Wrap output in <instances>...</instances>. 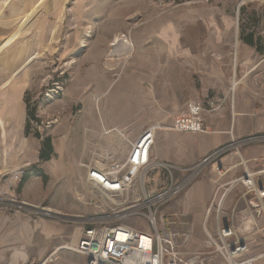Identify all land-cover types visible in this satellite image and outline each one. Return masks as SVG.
Segmentation results:
<instances>
[{"label":"crops","instance_id":"0c3cea01","mask_svg":"<svg viewBox=\"0 0 264 264\" xmlns=\"http://www.w3.org/2000/svg\"><path fill=\"white\" fill-rule=\"evenodd\" d=\"M178 1L158 11L155 3L148 4L144 12L156 14L134 24V28H159L158 36L135 34L132 50L137 58L131 64L132 73L127 72L126 78L127 84L132 83L126 84V90L133 93L140 85L151 87L148 88L153 93L148 101L151 115L140 118L142 105L132 93L117 106L123 110L114 119L106 116L101 122L107 129L106 134H111L109 131L116 125H128L121 131L134 139L139 133L128 132L131 125L163 123L172 126L173 119L189 101H200L208 95L226 98L221 111L204 114L207 133H180L172 129L158 132L153 150L155 157L179 169L197 164L233 139L259 137L260 140L242 148L243 164L237 157H227L223 160L228 166L225 175L218 174L215 166L208 168L170 205L171 209L181 210L185 220L193 224V239L187 249L197 251L204 244L202 226L213 200L216 211H222L224 221H231V216L236 215L235 224L251 210L252 197L245 194L244 187L236 180L245 175V169L248 173L264 169V74L255 67L250 68L252 47L233 34L230 8L236 0ZM219 1L222 2L217 3ZM122 3L123 0H119V5ZM26 66L4 73L5 78L0 82V191L5 193L0 192V264H42L55 250H58V258L50 264H86L85 256L61 248L78 244L84 230L82 220L89 217L83 215L91 211L75 195L88 197L87 171L81 166L84 162L78 161V147L83 149L84 156L89 152L88 162H91L98 155L114 153L115 137L102 134L104 128H100L99 120L89 107L74 127L62 123L46 136L52 140L54 153L50 160L40 162L41 142L46 137L41 133V138L26 133L25 93L29 85L21 74ZM20 74L19 82H13L12 76ZM235 78L240 83L232 100L230 86ZM70 133L77 143L76 156H70V151L74 150L68 139ZM25 164L31 165L30 177L22 187L10 179L3 182V176L7 177ZM160 173L164 179L159 186L168 184L169 178ZM77 174L85 185L75 186L73 178ZM174 176L179 180L184 175L176 170ZM256 224L259 230L263 229L264 218H257ZM209 226L211 228L212 224ZM215 264H222L217 255Z\"/></svg>","mask_w":264,"mask_h":264},{"label":"rangeland","instance_id":"374dc122","mask_svg":"<svg viewBox=\"0 0 264 264\" xmlns=\"http://www.w3.org/2000/svg\"><path fill=\"white\" fill-rule=\"evenodd\" d=\"M41 1L0 0V48L16 29L21 28L17 38L0 50V82L5 78L4 73L20 69L34 57L33 61L22 69L21 74L22 80L29 85L25 93L28 106L37 109L36 115L41 122L39 133L46 137L62 123L67 127H74L86 114V109L91 107V111H94L99 120L100 128H104L102 134L114 135V154L121 156L127 150V143L119 136L117 130H124L128 125L122 127L116 125L109 131L111 134H106L107 129L101 119L106 116L114 119L123 110L117 106L133 93L126 90V78L129 75L127 72L132 73L134 68L131 64L137 58L132 50V39L135 34L139 37L143 33L158 36L159 31V28L155 27L134 28V24L143 20L145 16L156 14L152 11L144 12L148 4L155 3V9L158 11L179 1L139 0V3H136L137 0H123L122 5H119V0ZM40 2L42 6L37 14L23 24ZM230 16L234 20L232 31L235 36L253 38L254 45H250L253 51L250 68L255 67L254 69L264 74V0H236L234 5H231ZM116 38L120 40V47L114 51L110 45ZM21 74L12 76L13 82H19ZM129 84L132 83L127 85ZM149 87L146 84L144 87L140 85L133 93L142 105L139 110L141 119L148 118L152 113L148 101L149 95L153 97V93ZM54 89L55 91H52ZM151 125L150 123L131 125L133 130L129 126L127 131L136 132L137 135ZM35 132L32 126L29 133L34 135ZM73 137L71 133L68 135L69 142L74 147V150L70 151V156H76L77 150L75 145L77 143ZM78 148V161L88 163L89 152H86L88 156H84L83 149ZM161 176L160 172L151 175L148 184L158 187L164 179ZM73 179L76 187L86 184L78 174ZM48 182L51 184V181ZM86 187L88 197L84 199L80 194L75 195L91 209L83 215L90 217L97 213V210L90 203L93 195L88 184ZM43 214L50 215L45 211ZM85 220H82V225ZM260 238L261 234L253 236V239L258 241H261ZM262 250L263 247L258 248L254 245L251 255L259 254ZM255 264H264V260Z\"/></svg>","mask_w":264,"mask_h":264},{"label":"built area","instance_id":"2783aa9c","mask_svg":"<svg viewBox=\"0 0 264 264\" xmlns=\"http://www.w3.org/2000/svg\"><path fill=\"white\" fill-rule=\"evenodd\" d=\"M239 83V79H233L230 86L232 100ZM226 101L224 97L210 95L200 101H189L173 119L172 126L152 124L134 139L117 130L127 143V150L121 156L114 153L98 155L91 162L81 163L87 171L86 182L93 195L90 203L97 213L86 218L76 246L61 248L85 256L86 264H215V255L222 264H255L264 260V228L256 227V219L264 218V169L255 173L245 169V175L236 180L244 187L245 194L252 197L249 214L238 224L234 223L235 214L231 221H224L222 211L215 209L214 200L210 203L202 226L205 239L200 250L187 249L193 239L194 226L185 220L181 210L170 208L208 168L215 166L218 174L225 175L228 166L223 160L230 156L239 158V163L243 164L242 148L260 140L259 137L233 139L197 164L181 169L159 161L153 152L161 130L207 133L204 114L218 113ZM32 126L38 131L41 122L33 121ZM29 166L25 164L7 177L3 176V182L10 179L20 184ZM176 170L183 172L182 179H175ZM161 171L169 178L168 184L149 185V177ZM260 234L261 241L253 239ZM254 245L263 247L262 252L251 255ZM57 254L58 250L52 252L43 264L56 261Z\"/></svg>","mask_w":264,"mask_h":264},{"label":"trees","instance_id":"16d2710c","mask_svg":"<svg viewBox=\"0 0 264 264\" xmlns=\"http://www.w3.org/2000/svg\"><path fill=\"white\" fill-rule=\"evenodd\" d=\"M243 41L248 45H254V41L252 37H244ZM28 103V102H27ZM36 108L32 107L30 108L28 106V119L26 124V133H29V129H32V122L33 121H39L37 115H36ZM37 138H41V134L36 131L34 134ZM54 153L52 140L49 137H46L41 142V150L39 155L40 162L48 161L52 158ZM33 170H35V167H33ZM30 175L28 172L24 175L22 182L20 183V187L23 186V184L29 179Z\"/></svg>","mask_w":264,"mask_h":264},{"label":"bare ground","instance_id":"6f19581e","mask_svg":"<svg viewBox=\"0 0 264 264\" xmlns=\"http://www.w3.org/2000/svg\"><path fill=\"white\" fill-rule=\"evenodd\" d=\"M43 1V0H42ZM41 1V2H42ZM39 3V4H37V6L35 7V9L29 14V16H27V19H25L24 21H23V24H26L28 21H30L36 14H37V12L40 10V8H41V6H42V3ZM21 30V28H18V29H16L11 35H10V37L8 38V39H6L5 40V42L2 44V46H1V48H0V50L1 49H3V48H5L6 46H8L9 45V43L17 36V34L19 33V32H21L20 31ZM17 38V37H16ZM110 47H111V50H119V47H120V40L118 39V38H116L115 39V41L110 45ZM33 59H34V57L33 58H31L30 59V61L29 62H27L26 63V65H28V64H30L32 61H33Z\"/></svg>","mask_w":264,"mask_h":264}]
</instances>
